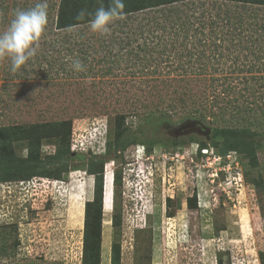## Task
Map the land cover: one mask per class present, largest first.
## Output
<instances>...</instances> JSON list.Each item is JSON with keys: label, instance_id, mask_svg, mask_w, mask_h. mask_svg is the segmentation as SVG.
Segmentation results:
<instances>
[{"label": "rangeland", "instance_id": "374dc122", "mask_svg": "<svg viewBox=\"0 0 264 264\" xmlns=\"http://www.w3.org/2000/svg\"><path fill=\"white\" fill-rule=\"evenodd\" d=\"M42 2L0 0V33L18 9ZM253 2L235 13L253 35V47L239 49L249 65L264 60V30L255 35L264 5ZM47 4L36 56L17 73L0 62V264H264V117L223 123L206 103L195 107L207 119L182 110L164 117L173 101L146 99L138 62L99 63V44L86 46L101 35L90 25L58 29L59 0ZM124 20L111 34L128 30ZM71 36L75 48L61 44ZM69 146L70 155L53 157ZM102 163L110 211L94 195ZM119 169L127 179L115 189ZM219 185L232 186L230 199Z\"/></svg>", "mask_w": 264, "mask_h": 264}, {"label": "trees", "instance_id": "16d2710c", "mask_svg": "<svg viewBox=\"0 0 264 264\" xmlns=\"http://www.w3.org/2000/svg\"><path fill=\"white\" fill-rule=\"evenodd\" d=\"M122 2L125 5V20L121 25L128 30L115 31L113 34L98 38L93 36L90 39L92 43L86 46L87 50L94 46L93 49L96 51L95 48L99 44L103 53L100 55L99 63L116 65L121 63V57L131 58L129 62H138L140 74L148 76L145 80L138 81L139 86L144 84L142 86L147 94L146 99L161 97L164 101V97H169L173 101L171 107L167 106L169 110L164 117H171L179 112L178 110H182L207 119L203 111L200 112L199 108L195 107L197 104L206 103L210 109L217 111L214 114L210 112V115H219L223 123L229 119L231 121L227 123L232 122L233 125L241 127L260 124V116L264 117L262 83L264 64L260 61L264 60L257 56L256 64L249 65L248 55L241 59L240 43L246 44L245 49L253 47L251 41L253 35H245L247 30L242 24L244 14H235L238 10L247 13L249 11L247 4H254L253 0H122ZM111 3L112 0H59L57 28L76 29L81 28L79 26L90 25L92 14L101 5L107 8ZM258 3L264 5V0H258ZM214 8L218 12L215 9V15L210 18L208 10L212 12ZM82 9H86L90 15L78 21L76 16ZM218 9L223 12H219ZM120 21L118 20V23ZM259 29L264 30V25L256 26L255 35L259 33ZM66 39L61 44L76 47V44H72L75 41L74 36ZM62 51L64 52L65 48H62ZM78 51L77 53L82 56L81 52H84L79 48ZM83 56L78 60L82 63L87 62L89 57L87 53ZM253 71L256 72L255 76H252ZM260 72L262 73L258 77ZM107 73L110 75V72ZM140 74L133 73V76ZM135 85L137 81L134 82V87ZM67 154H71L70 146L69 152H58L53 157L58 158ZM123 161L125 166L130 165L131 168L129 161ZM105 165L102 163L100 171L97 172L94 193L99 194L102 207L104 169L107 167ZM118 171L121 173L120 176L117 175ZM118 171L114 174V187L120 184L121 178H124L125 182L127 179L125 170ZM28 181L31 180L18 182ZM114 195L116 196L115 192ZM120 197H115V200H120ZM94 200L90 204L94 203ZM125 207L132 209L130 198H125Z\"/></svg>", "mask_w": 264, "mask_h": 264}, {"label": "clouds", "instance_id": "9594fccd", "mask_svg": "<svg viewBox=\"0 0 264 264\" xmlns=\"http://www.w3.org/2000/svg\"><path fill=\"white\" fill-rule=\"evenodd\" d=\"M47 0L37 3L27 10H17L8 28L0 33V62L9 60L11 71L17 73L26 68L29 60L34 58L40 48L45 35L48 17ZM125 5L122 0H112L109 7L101 5L90 21V28L101 36L111 34V27L116 20L124 19ZM90 15L86 9H82L76 16L78 21ZM76 71H85L82 61L76 60L73 64ZM127 174V173H126ZM114 176V174H113ZM114 186V177L112 178Z\"/></svg>", "mask_w": 264, "mask_h": 264}, {"label": "bare ground", "instance_id": "6f19581e", "mask_svg": "<svg viewBox=\"0 0 264 264\" xmlns=\"http://www.w3.org/2000/svg\"><path fill=\"white\" fill-rule=\"evenodd\" d=\"M109 185H108L107 189H105V193H104V195H105V197H104V208H105L106 211H110L111 210V204L109 203V201L107 199V194L109 195L110 192H111V191H108Z\"/></svg>", "mask_w": 264, "mask_h": 264}, {"label": "built area", "instance_id": "2783aa9c", "mask_svg": "<svg viewBox=\"0 0 264 264\" xmlns=\"http://www.w3.org/2000/svg\"><path fill=\"white\" fill-rule=\"evenodd\" d=\"M228 162V161H227ZM229 165V164H228ZM227 165V166H228ZM227 166H225V167H227ZM28 182H30V181H28ZM28 182H20V183H28ZM230 183H232V182H230ZM230 183H225V185L226 184H229V185H231ZM219 187L221 188V190L223 191V193L225 194V195H227V197L229 198V195L231 194V187L232 186H230V188H228V189H226L223 185H219ZM230 199V198H229Z\"/></svg>", "mask_w": 264, "mask_h": 264}, {"label": "water", "instance_id": "95a60500", "mask_svg": "<svg viewBox=\"0 0 264 264\" xmlns=\"http://www.w3.org/2000/svg\"><path fill=\"white\" fill-rule=\"evenodd\" d=\"M193 129H195V125L190 124V125L186 126L185 128H183V131H180V132H186L187 130H193ZM200 130L201 129L199 128L198 131H200ZM209 133H210V130H207L205 132V134H207L208 136H209Z\"/></svg>", "mask_w": 264, "mask_h": 264}]
</instances>
